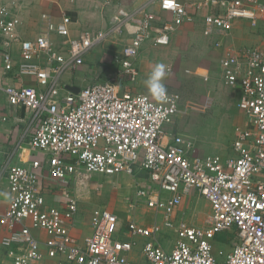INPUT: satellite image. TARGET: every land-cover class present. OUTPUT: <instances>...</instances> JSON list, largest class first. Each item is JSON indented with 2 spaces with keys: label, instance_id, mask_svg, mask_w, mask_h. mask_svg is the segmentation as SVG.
Here are the masks:
<instances>
[{
  "label": "built area",
  "instance_id": "2783aa9c",
  "mask_svg": "<svg viewBox=\"0 0 264 264\" xmlns=\"http://www.w3.org/2000/svg\"><path fill=\"white\" fill-rule=\"evenodd\" d=\"M24 2L0 0V40L5 47L18 40ZM96 2L108 6L112 0ZM199 15L204 19L203 35H226L237 21L251 28L263 23L264 0H144L134 9L118 11L107 28L84 30L73 38L70 18L55 23L44 13L40 34L20 42L18 65L8 52L2 55V70L16 67L17 75L34 78L36 87L7 85L0 90L10 106L24 109L38 122L28 146L49 156L50 178L76 183L91 174L149 175L150 185L135 195L162 212V223L144 227L131 222L127 227L131 237L149 239L142 249L147 264H220L213 240L224 231L234 235V243L226 255L218 251V256L225 255L222 264H264V50L223 48L221 80L239 88L237 107L247 120L245 126L234 128L226 156L200 154L191 139L167 134L166 127L179 112L178 93L167 91L166 99L159 101L126 86L138 78L135 63L145 44L168 46L172 34ZM52 35L64 40L66 56L53 48ZM123 37L128 40L112 56L110 77L77 93L64 92L66 72L76 71L86 56L106 44H119ZM5 120L0 114V133ZM37 168L39 161L7 171L5 207L0 198V227L6 230L0 245L7 253L1 264H60L62 259L69 264H137L126 257L134 242L113 240L118 219L105 208L91 211V233L79 245L70 233L78 214L77 197L64 185L60 207L47 206ZM193 192L209 205L206 224L175 223L177 208ZM163 229L176 233L168 251L155 241ZM34 230L46 239L41 241ZM45 257L56 261L48 263Z\"/></svg>",
  "mask_w": 264,
  "mask_h": 264
},
{
  "label": "crops",
  "instance_id": "0c3cea01",
  "mask_svg": "<svg viewBox=\"0 0 264 264\" xmlns=\"http://www.w3.org/2000/svg\"><path fill=\"white\" fill-rule=\"evenodd\" d=\"M117 3V5H115ZM135 3V4H134ZM137 3V4H136ZM144 0H112L111 4L108 6H103L101 3L96 2V0H25V2L21 5L19 9V18L21 24L17 28V36L18 40L15 43H12L9 47L3 46L0 40V87H4L7 85H15V86H29V87H36V81L32 77H22L20 78L17 75L16 67L10 72H6L2 70V55L8 52L12 60L15 62V66L21 61L20 58V42L26 40H32L35 38L40 32L42 31V23H41V15L48 14L53 22L59 23L61 19L66 16L70 18V35L76 37L80 34L81 31L84 30H91V31H101L110 23L112 17L118 13V11H125L131 10L135 7L142 5ZM153 11H157L156 7L151 8ZM199 15L197 17H201ZM196 17V18H197ZM196 18L193 20L192 23H185L177 32L172 34L171 42L168 46L170 50L175 48L172 46L174 40L175 43L177 42L179 34H184L189 28V25H192ZM246 23L242 21H237L234 23L232 30L227 33L226 35H218L214 34L209 37L204 35V38L207 39L213 48L215 49V53L213 54V59H217V52H219L220 59L223 56V48L229 47L233 50H244L248 48H241L239 45H249L251 46L252 42L247 40L237 41V44H233L232 42L236 38L235 36L238 35L237 33H244V30H249ZM204 25V22H203ZM204 28V27H203ZM204 34V32H203ZM247 36H244L246 38ZM122 42H118L119 44H106L100 50L92 52L85 58L84 65L77 69L76 71H68L62 76V87L64 92H73L75 90H79L80 88H84L92 83L100 81L102 79H106L111 76L113 70L111 68V60L112 56L115 52L119 51L123 40H128L126 37L121 38ZM51 43L53 48L57 51H61L63 55H67L62 49L64 48V40L56 35L51 36ZM215 43H220L222 47L218 48L215 47ZM153 48H161V47H154L149 44H145L140 52L142 51L149 52ZM249 49H253V47H249ZM255 49V48H254ZM264 50V48H258ZM217 51V52H216ZM149 57H144L142 54L141 58L136 60V67L138 69V78L135 83L129 84L127 88L136 94H146L149 95L147 87L143 80L139 79L142 76V71L146 76L149 74V70L154 68V65L151 61L149 62L147 59ZM146 59V60H145ZM150 59V58H149ZM220 59H219V66H220ZM41 63L44 62V57L39 59ZM141 69V72H140ZM170 67L167 68V71L170 72ZM171 75V80H164V84L166 88L172 87V83L180 82L177 79L176 74ZM220 78H221V68H220ZM137 85L133 87V85ZM139 87V89H137ZM173 88V87H172ZM171 89V88H170ZM169 89V90H170ZM239 89V88H238ZM237 89V90H238ZM169 92V91H168ZM239 92V90H238ZM0 114L6 117V120L1 125V133H0V198L2 200L3 207L6 206L8 201V185L6 181L7 171L10 166L18 165L24 167H30L31 163L34 161H39L41 164V168L35 169V171L41 176V188L43 190L46 204L47 206L52 207H60L59 195L61 193V188L66 185L67 188L70 190L71 194H74V185L76 183L72 182L71 179L68 181L66 180H54L49 177L48 173V160L49 156L37 150H33L28 146V140L30 139L29 136H32L37 129L38 122L33 120L32 117L24 111V109L19 107L10 106L7 102L6 96L3 91L0 90ZM246 119V118H245ZM247 120L241 125L238 126H245ZM174 125V119H173ZM166 132L169 135H180L177 133L175 128L170 124L166 127ZM183 137V136H182ZM190 139V138H188ZM201 154V153H200ZM222 154H227L226 152H222ZM228 155V154H227ZM226 156V155H225ZM105 177V176H103ZM130 181L131 187L133 189V197L135 203L131 205L132 211L128 216L127 222L118 221L116 230L114 232L113 240L121 241V242H134V246L132 250L126 254V257L129 261L137 264H147L143 253V245L149 240L148 238L137 237L133 238L127 232L128 224L134 222L138 225L144 227H150L153 224H160L163 220V214L160 211H156L152 208H149L144 200H140L136 198V191L140 188H144L145 186L150 185L149 175L146 172L139 171L136 173L135 177L130 178L127 177ZM80 180L81 178H77ZM155 187V186H153ZM156 189V188H155ZM161 197H167L165 194H162ZM199 197L196 193H191L187 198H190L194 201L195 198ZM200 198V197H199ZM196 200V199H195ZM141 203L145 204L146 211L143 209L138 210V206ZM138 204V205H137ZM181 206V205H180ZM104 208V207H101ZM180 208V207H179ZM178 208V209H179ZM107 209V208H105ZM177 209V210H178ZM93 210V209H92ZM91 210V211H92ZM138 210V211H136ZM177 210L174 214V221L175 223L184 220L175 219L177 216ZM210 210V209H209ZM131 211V210H130ZM78 212H79V205H78ZM113 213V212H112ZM114 214V213H113ZM210 214V212H209ZM90 215L91 212L84 218L81 216V213L76 215L74 222L71 224L70 233L73 237L76 238L79 245H83V242L87 236L91 233V224H90ZM115 215V214H114ZM116 216V215H115ZM117 217V216H116ZM155 218V220H154ZM118 219V218H117ZM178 220V221H177ZM188 224H198L204 225L203 217H195V220H191L190 222L185 221ZM170 232L176 236V233L170 229H163L161 233ZM34 235L41 236V241L46 239V236L40 234L39 231L34 230ZM6 234V230L0 227V241L3 235ZM165 235V234H164ZM160 233L155 236V241L157 244L161 245V247L167 244L164 248L171 249L175 244L176 237L174 239V243L170 244V240L164 237L162 239L163 242L160 241ZM172 246V247H171ZM162 247V248H163ZM163 248V249H164ZM42 251L44 252L45 249L42 247ZM6 249H4L0 245V264L6 259ZM45 261L48 263H54L56 260H50L45 257ZM60 264H69L64 259L59 261Z\"/></svg>",
  "mask_w": 264,
  "mask_h": 264
},
{
  "label": "rangeland",
  "instance_id": "374dc122",
  "mask_svg": "<svg viewBox=\"0 0 264 264\" xmlns=\"http://www.w3.org/2000/svg\"><path fill=\"white\" fill-rule=\"evenodd\" d=\"M203 22V16L197 17L194 23L189 25L187 29L189 31L179 34L177 42L175 43V39L172 44L175 50L161 47L153 48L149 52L142 51V54L144 57L148 56L150 59L147 60L155 65L158 63L165 65V80H169L171 77L169 74H176L180 81L176 84L172 83L173 88H167V91L176 92L181 96L179 112L174 116V125L172 124L177 133L184 138H190L196 150L203 155L225 156L230 154L234 128L246 119L237 107L240 90L227 87L222 83L219 66L221 53L216 51L217 59H213L215 49L204 38ZM242 22L246 23L249 30L245 31L243 28L244 33H237L232 43L237 44L236 40H247L252 42L251 46L239 45V47L264 48V22H260L256 28H251L244 20ZM244 36L247 37L244 38ZM168 67L171 68L170 72L167 71ZM140 74L142 76L139 79L146 80L147 76L144 72ZM136 86L133 85V87ZM222 152L227 154H222ZM131 184L127 175L124 176V174L111 177L91 174L81 178L74 185L75 193L73 194L79 203L78 215L81 213V216L85 218L92 209L104 207L113 212L118 221L127 222L128 216L135 212L130 207L135 203ZM195 199L193 201L190 198H184L180 208H177L175 219H185L190 222L199 216L203 217L202 224H206L210 212L209 205L202 198ZM138 208L139 211L140 209L147 210L144 203H141ZM165 232L160 233V241L163 242L162 239L165 237L170 240V244L174 243L176 236ZM233 243L232 233L224 231L215 236L214 254L220 264L224 262L225 255L230 251ZM163 245L165 247L167 244ZM164 250L167 249L164 248ZM220 250L224 252V256H218Z\"/></svg>",
  "mask_w": 264,
  "mask_h": 264
},
{
  "label": "clouds",
  "instance_id": "9594fccd",
  "mask_svg": "<svg viewBox=\"0 0 264 264\" xmlns=\"http://www.w3.org/2000/svg\"><path fill=\"white\" fill-rule=\"evenodd\" d=\"M165 77V65L158 63L144 81L150 95L159 101H164L167 96V88L164 84Z\"/></svg>",
  "mask_w": 264,
  "mask_h": 264
},
{
  "label": "water",
  "instance_id": "95a60500",
  "mask_svg": "<svg viewBox=\"0 0 264 264\" xmlns=\"http://www.w3.org/2000/svg\"><path fill=\"white\" fill-rule=\"evenodd\" d=\"M79 90H75V91H73L74 93H77Z\"/></svg>",
  "mask_w": 264,
  "mask_h": 264
}]
</instances>
